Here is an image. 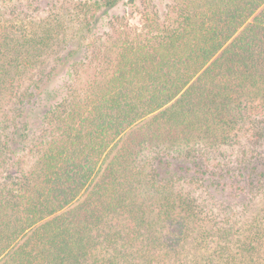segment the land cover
I'll return each instance as SVG.
<instances>
[{
    "label": "trees",
    "instance_id": "trees-1",
    "mask_svg": "<svg viewBox=\"0 0 264 264\" xmlns=\"http://www.w3.org/2000/svg\"><path fill=\"white\" fill-rule=\"evenodd\" d=\"M119 1L0 12V264H264L263 221L233 234L172 169L202 176L234 123L262 133L264 0H172L141 28L111 16L119 43L93 49Z\"/></svg>",
    "mask_w": 264,
    "mask_h": 264
},
{
    "label": "rangeland",
    "instance_id": "rangeland-1",
    "mask_svg": "<svg viewBox=\"0 0 264 264\" xmlns=\"http://www.w3.org/2000/svg\"><path fill=\"white\" fill-rule=\"evenodd\" d=\"M51 1L62 3L64 0H0V12L3 18L12 17V13L16 17H19V15H44ZM81 1L93 2L94 0ZM171 1L120 0L113 8L100 7L98 21L93 22L95 24L92 32L88 33V35L95 33L102 36V40L95 39L96 43L93 49L99 47L102 41H104L103 43L107 42V44H111V42L119 43L120 39L114 33H112L113 38L111 39L107 40L105 36L106 32L110 30L109 21L111 16L125 15L131 27L141 28L146 13L158 16L164 15L168 10V6L172 4ZM87 41L85 40L83 45H86ZM91 49L90 52H87L89 55L92 54ZM62 51L65 52L64 48ZM84 56L85 50L82 48L71 58L79 59ZM93 66L91 62L83 70L91 73L93 72ZM63 67H57L56 75L58 77L64 73L65 68ZM50 85L53 86L54 82ZM261 123L264 125V119ZM238 125L240 124L234 123V131L231 132V139L227 144L219 146L212 153H207L205 158L200 157L201 164L204 165L206 170V173L202 176L197 175L190 179L189 175L197 174L195 171L198 169V166L191 161L176 159L172 163V169L180 173L178 176L181 178L180 181L178 179V183L186 186V188L190 187L192 192L204 204L214 206L211 211L216 218V223H218L217 221L223 222L230 219L229 223L234 225L233 234L234 231L243 228L248 221L255 225L259 220L264 223V176L251 169L253 163H258L260 157L264 155V128L263 130L260 129L262 133L246 137L247 134L244 130H237ZM229 207H231V212ZM218 224L221 225V223ZM186 253H190V249Z\"/></svg>",
    "mask_w": 264,
    "mask_h": 264
}]
</instances>
